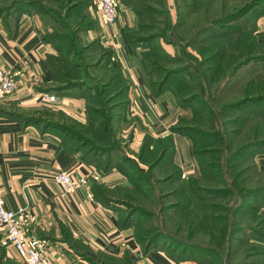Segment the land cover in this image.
I'll use <instances>...</instances> for the list:
<instances>
[{"label":"trees","instance_id":"16d2710c","mask_svg":"<svg viewBox=\"0 0 264 264\" xmlns=\"http://www.w3.org/2000/svg\"><path fill=\"white\" fill-rule=\"evenodd\" d=\"M261 1L263 0H250L246 5L235 7L227 15L208 23V25L196 28L191 40L187 41L186 44L190 47L197 46L200 48L199 51L207 49L209 53L204 56V59L197 62L196 65L188 63L181 65L180 68L163 70L164 73H160L161 76L158 72L159 69L163 68L157 67L156 72L152 73L155 76L158 74V78L151 81H149V74L153 64L147 63L145 53L136 51L138 49L134 45L133 37L125 34L127 41L135 49L133 58L138 60V64L145 74L149 91L154 96H161L168 92L171 98H176V94L183 91L179 99L180 103L178 100L176 101L181 107L191 108L192 116L189 122L198 123L200 128L194 129L192 125L187 123V120L179 117L175 124L169 127L170 135L167 137L154 139L145 135L137 159H132L119 152L118 141L110 128L112 110L122 104L119 101L121 93L114 91V86L111 85L112 87H110V79L94 73L105 56L110 53L109 50L100 47L101 51L97 59L91 63L83 62L81 58L88 48L81 45L78 34L95 28L96 25V20L86 12L87 0H0V16L6 15L12 9H24L25 11H36L49 20L50 29L46 28L44 38L53 45L55 53L46 57V63L59 83L58 88L82 89L89 102L91 122L88 128L82 129L83 133L73 125L60 124L38 116L25 119V123L38 124L41 122L45 128H52L55 132L63 133L67 137L72 136L74 140L69 145L73 147L70 149L71 151H75L74 148L76 147L83 155L88 154L89 157L87 156V158L104 171L109 170L112 166L115 167L128 179L132 193L144 198H148L149 191L151 194L156 191L155 189L152 191L148 187V191L144 189L145 184H147L144 176L146 169L140 163L147 164L150 171L149 175L154 176L158 193L161 196L168 195L174 199V201L164 204L163 209L167 212L174 210L175 214L177 213L178 221L182 220L188 223L186 226L188 238L196 236L202 231L216 241L220 238L217 232L220 230L228 232V244L219 252L224 253L230 263V259L236 253H234L229 239L235 233L245 230L238 228L236 225L238 223H235L234 217H237L239 210L244 207L253 210V216L259 210H264V171L259 169L253 158L257 152L264 149V126L261 122V110L264 104V81H256L248 77L249 74L247 76L245 73L244 76H241L240 73L241 69L248 64L255 67L263 64L264 47L257 44L253 37V30H247L245 25L236 24V19L246 18L248 21L251 17H255ZM195 3L196 1L184 4L185 12L189 9L195 10L197 8ZM179 17L178 15V21L173 23L175 27L180 26ZM231 22H234V25ZM60 29L62 31H59ZM149 38L152 39L153 36ZM75 41L76 43H74ZM91 65L94 67L92 72L88 70ZM114 80L119 81L120 79L114 77ZM201 88L204 89L209 98L215 99V105L217 101L219 103L224 101L225 97L230 98L229 95L233 97L239 95L240 97L231 103H222L215 108V105L211 106L208 102H203V99H200L194 92ZM199 96L201 95L199 94ZM198 99H200V107L196 105ZM220 120L222 129L219 130L216 126ZM229 124H235L238 127L230 131L223 129V126ZM200 125H206L210 129L202 130ZM223 131L227 134L236 133L235 138L237 141L240 140L241 144L234 146L233 141L230 142ZM172 134L187 136L192 142V152L200 169V177H189L188 186L191 192L203 201L204 213L202 215L190 207L184 186L179 182L181 170L171 162ZM109 135L112 136V139H109ZM220 156L224 162L223 169L219 168L221 166ZM211 158L217 162H213ZM247 158L250 160L247 167L250 171L241 177L246 167L241 169L239 162H244ZM209 159L211 160L208 161ZM217 164L218 168L215 169ZM206 165L213 168L212 172H207ZM218 176L221 178L218 179ZM227 180L229 184H225ZM207 184H214V186L207 187ZM251 185L253 188L249 187ZM127 190L129 189L116 188L111 190L97 187L93 194L102 205L110 206L118 211V217H125L124 219L118 218L121 226L132 228V221L130 220L133 217H148V215L133 213L137 209L134 205L127 200L125 202L124 199L110 195L114 191V194L130 196ZM162 192L164 193L162 194ZM209 196H212L211 198H225V204L221 202V204L214 206H219L218 208L223 210L228 208L229 219L228 222L226 219L223 223L226 222L229 226L220 223L223 221H220L222 216L212 215L208 212L209 207L213 205L207 200ZM247 197H251L254 200H252L253 203L256 202V206L259 207L255 209L251 205H245L249 202L244 199ZM242 199L243 201H241ZM116 204L126 205L131 211H127L122 216L124 209ZM261 217V221L264 222V216ZM133 235L136 242L141 246L143 254L156 250V246L160 244L161 247L165 246V252L169 254L168 256L175 264H184L193 261V259L203 258V254H209L219 260L218 251L194 242H182L180 244L166 237L163 243L157 235L146 236L144 239L139 237L136 232H133ZM172 250L173 252L177 251L176 255L171 253ZM260 253V264H264V250ZM2 261H5L6 264H19L6 257L5 246L0 242V264ZM88 261L90 264H109L108 262L111 264H119V262L134 264L126 255L121 258H113L97 254L96 257H89Z\"/></svg>","mask_w":264,"mask_h":264},{"label":"crops","instance_id":"0c3cea01","mask_svg":"<svg viewBox=\"0 0 264 264\" xmlns=\"http://www.w3.org/2000/svg\"><path fill=\"white\" fill-rule=\"evenodd\" d=\"M97 3L98 0H87L86 12L96 20V25L84 34L88 45L99 42L110 52L94 73L110 79V87L121 93L122 104L112 110L111 131L118 135L130 128L133 147H141L145 135L154 139L167 137L169 127L179 117L191 116V108L175 105L168 92L161 97L149 91L145 74L133 58V48L125 36V23L116 19L113 25H104ZM256 12L244 24L247 30H253L257 44L264 47V0ZM184 19L183 15L181 26L188 24ZM49 23L33 10L12 9L0 16V65L22 79L14 93L0 94V189L5 206L11 210L26 209L32 217L29 232L44 241L45 257L52 264H90L88 258L97 254L113 258L126 255L134 264H174L159 251L143 254L132 228L119 224L118 211L95 198L93 191L97 187L131 188L119 170L112 166L104 171L87 158L88 154L83 155L76 147L71 151L72 136L45 128L41 122L25 123V119L38 116L73 125L83 133L82 129L91 122L84 91L58 88L59 83L46 63V57L55 53L53 45L44 38ZM251 66L245 71L247 76L264 81V62ZM114 77L120 80L115 81ZM44 94L54 95L55 99L49 102ZM261 122L264 126V104ZM172 142L171 162L181 170L179 182L190 207L201 214L203 201L188 186L189 177L200 176L192 142L179 134H172ZM253 158L264 171V149ZM59 171L71 172L84 185L64 192L53 179ZM5 249L8 258L21 264L10 245Z\"/></svg>","mask_w":264,"mask_h":264},{"label":"rangeland","instance_id":"374dc122","mask_svg":"<svg viewBox=\"0 0 264 264\" xmlns=\"http://www.w3.org/2000/svg\"><path fill=\"white\" fill-rule=\"evenodd\" d=\"M115 1L117 5V19H121L125 23L124 32L125 34H127L126 36L131 35L133 37L134 45H136L135 47H137L138 49L136 51L145 53V55H147L146 56L147 63L153 64V67H150L149 65L150 67L149 81L158 78V74H156L155 76L152 73V72H156V70L158 69L157 67L163 68L161 70L159 69L158 72L159 75L161 76L160 73L162 72L164 73L166 69L180 68L181 65L188 63H192L193 65H196L197 62L202 61L204 59V56L207 55L209 51L207 49H202L201 51H199L200 48H198L197 46L190 47L186 44L187 41L191 40L195 29L198 28V26L208 25V23L227 15V13L232 11L235 7L241 6L243 4L246 5L248 2H250V0H115ZM195 1H196L195 5L197 6V8L195 10H192L193 12L190 9L185 12V8L183 5L186 3H194ZM178 15L180 16L179 17L180 20L184 15L185 18L184 20H186L187 18L188 21L187 20L186 21L188 22V24L183 22L184 23L183 26H181L182 23H180L179 24L180 26L175 27L172 22L174 21V23H176V21H178L177 19ZM246 21H247L246 18H241L239 20L236 19V24L245 25L244 23ZM231 23L234 25V22ZM192 25L193 27H191ZM59 31L62 30L60 29ZM78 35L81 41V45H85V47L88 48L87 50H85L84 55L81 57L83 62L91 63L95 61L98 57V54L101 51L99 48L100 47L103 48V46L99 42L97 43L95 42L94 44L88 45L84 32H79ZM159 35H163V36H159ZM149 37H151L152 39H150ZM74 43H76V41ZM134 51L135 49L133 50V52ZM194 57L197 58L198 60H196ZM251 68H252L251 64H248L245 67H243L240 71V73L242 74L241 76H244L245 71H249ZM88 70L92 72L94 70V67L91 65L90 67H88ZM194 92L197 93L200 99H203V102H208V104L211 106L215 105L214 102L215 99L209 98L207 93H205L204 89L201 88L199 90H195ZM182 93H177L176 98H172L175 105H178V102L180 103L179 99L181 98ZM199 94L201 96H199ZM162 96L163 95H161V97ZM229 96L230 98L225 97V100L224 101L222 100L221 103L217 101L215 108H217L222 103L224 104L231 103L236 98L240 97L239 95H235V97H233L232 95ZM200 99L196 101V105H198V107H200L201 105ZM176 100H178V102ZM191 116L183 117V119L187 120V123L192 125L194 129L198 130L199 128L198 123L189 122V120H191ZM218 123L219 124L216 127L220 130L222 129L221 120L218 121ZM200 127L202 130L210 129V127L206 125H200ZM237 127L238 125L229 124L223 126V129H228V131H230V130H235V128ZM129 129L128 130L125 129L123 133L120 132L118 135L116 132L115 138L118 141L120 153L124 154L125 156L127 155L132 159L135 158L137 159L141 147L131 146ZM223 133L225 132L223 131ZM225 134H226V138L228 136V138L230 139V142L233 141L234 146L241 144L240 140L237 141L235 138L236 133H230V134L225 133ZM219 146H223V145H219ZM223 150L226 153L224 148ZM214 157L216 158V156ZM211 159L213 162L214 161L217 162L215 159L213 158ZM211 159H209L208 161H210ZM219 161H221L220 163L221 166L219 168L223 169L224 162L221 156L219 158ZM249 161L250 160L247 158L246 161L244 162L242 161L243 163L239 162L241 164V169L244 166L246 167L245 168L246 170H243L241 177H244L249 173L250 169L247 168L250 163ZM140 164L142 167L146 169V174L144 176L146 177L147 184H145L144 189L147 190L148 187L150 190L152 189L153 191L155 189L156 191H154L152 194L149 191L148 198H144L143 196H139L138 194L132 193V191L130 190L131 188L127 190V193H130V196L114 194V191L110 193V195H113L119 199H124L125 202L127 200V202H130L132 205H134L137 209H135L133 213L135 214L145 213L148 215V217H133V219L130 220L132 221L131 225L133 232H136V234H138L139 237H141L142 239H144V237L146 236L153 237L157 235L158 238L162 239L163 243L165 241V238L168 237V239L177 241L180 244H182V242H194L201 246L211 247L213 250L218 251L219 260L217 257L210 256L209 254H203L202 255L203 258L195 259V260L193 259V261L185 262L187 264H234V263L260 264L261 262L260 251L264 250V222L261 221L263 210H259V212L255 214V216H253L254 213L253 210L251 209L249 210L248 208L244 207L242 208V210H239L238 216L234 217L235 223H238L236 224L238 225V228L245 230L235 233L233 237L229 239L232 244V249L234 250V253H236L235 256L232 257V259H230L231 262L229 263V259L227 261L225 254L219 252L222 249L226 248L228 244L227 242L228 232H226L225 230H220L219 232H217V234L220 235V238L217 239L216 241L212 240L202 231L196 236L194 235L191 238H188L187 227H186L188 223L182 220L178 221L177 213L175 214L174 210H169L167 212L166 210L163 209L164 204L166 205V203L174 201V199L172 197H169L168 195L161 196V194L158 193L159 192L158 188L155 186V181L153 179L154 176L152 174L149 175L150 172L149 166L147 164H142V163ZM206 168L208 173L212 172L213 170V168L208 167V165H206ZM214 168L215 169L218 168V164ZM220 178L221 177L218 176V179ZM225 184H229L228 180L225 182ZM210 186L213 187L214 184H207V187ZM252 186L253 185L249 187ZM163 193L164 192H162V194ZM211 197L212 196H209L207 198V200L210 201L211 204H213L212 206L209 207L208 212L212 215L222 216L220 218V221L221 220L223 221L222 222L219 221V222L223 225L229 226V224H227L226 222L223 223L224 220L226 219H227L226 221L228 222L229 219L228 208H224L223 210V209H219L218 208L219 206L217 207L214 206L221 204V202L225 204L224 202L225 198L220 199V198H211ZM244 199L249 201L247 202L248 204L245 205H251L252 207H255V209L259 207L256 206V202L253 203L254 200L251 197H247ZM241 201H243V199ZM116 205L121 207V209H124L122 216H124V214L127 211L129 212L131 211V209L126 205L125 206H120L119 204ZM203 213H201L200 215H202ZM118 218L124 219L125 217H118ZM164 247H161V245L159 244L158 246H156V250L153 251H159L165 258L172 260L168 256L169 254L165 252ZM171 253L173 255H176L177 251L173 252L172 250ZM108 263L111 264L110 262ZM1 264H6V263L5 261H2ZM119 264H124V263L119 262Z\"/></svg>","mask_w":264,"mask_h":264},{"label":"built area","instance_id":"2783aa9c","mask_svg":"<svg viewBox=\"0 0 264 264\" xmlns=\"http://www.w3.org/2000/svg\"><path fill=\"white\" fill-rule=\"evenodd\" d=\"M97 10L104 25H113L117 19V5L115 0H98ZM22 79L16 77L10 70L0 65V94L10 95L21 85ZM47 101H53L54 95H43ZM53 179L64 192L74 191L84 185V181L77 180L71 172L59 171ZM32 221L25 208L8 209L4 204L0 189V242L10 245L16 252L21 264H52L44 254L45 243L42 239L29 232Z\"/></svg>","mask_w":264,"mask_h":264}]
</instances>
